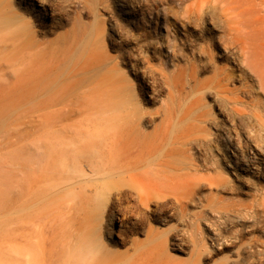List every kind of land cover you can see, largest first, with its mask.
<instances>
[{"label":"rangeland","instance_id":"rangeland-1","mask_svg":"<svg viewBox=\"0 0 264 264\" xmlns=\"http://www.w3.org/2000/svg\"><path fill=\"white\" fill-rule=\"evenodd\" d=\"M43 1L56 11L53 22L40 19L33 7L21 0H0V16H18L27 23L33 41L40 44L41 48L53 51L61 50L64 43L71 45L67 63L61 65L58 71L72 73L73 67L91 54L102 60L97 72L77 75L80 80L78 86L82 88L79 92L84 89V93L77 98L78 106H82L83 111H75L59 124H56V116L51 111H36L38 103L26 100L25 95L40 81H36L39 67L33 60L26 58L22 64L15 65L13 76L0 80V212L8 206L15 211H24L21 201L43 190L42 186L35 185L30 169L27 177L21 171L24 140L28 146H32L36 140L44 141L47 144L45 156L51 159L53 153L48 144L51 133L56 129L87 133L86 142L101 139V135L111 132V117L105 107L116 99L115 93L110 92L114 91L116 83L125 94L137 98L146 117L142 127L144 135L148 140L156 137L161 144L159 153L163 155L158 153L145 161L152 159V162H157L161 156L158 161L166 160L177 169L161 174L140 172L135 176L139 184L154 192L150 204L147 207L140 206L139 211L147 214L146 218L144 216L142 223L137 225L135 233L128 234L124 246L113 247V250L121 253L128 251L131 260L136 257L130 247L131 240L137 243H148L152 239L153 243L166 240V254L180 259L183 264H264V174L253 176L229 167L225 169V161L222 165L214 163L216 158L218 161L221 159L217 148L201 146L198 151L194 148L184 152L187 146L180 148L175 139L193 122V116L203 114L206 119L201 124L203 130L195 132V135L213 138V142L218 139V128H226L231 135L238 137L235 141L240 142L244 153L250 151L252 154L248 155H254L260 167L264 168V144L261 143L264 142V130L259 128L249 111L251 104L258 106L264 119V94L255 88L253 78L240 75L231 59L220 56L219 48L213 50V59L203 69L196 71L197 81L206 85L203 92L198 91L195 82L189 77V51L185 48L183 55L176 57L170 64L165 62V46L159 45L164 29L172 32L177 39L197 38L196 23L203 21L195 18L196 4H203L202 9L207 18L214 16L216 19L222 5L217 0ZM119 3L129 13H124ZM238 9L239 12L244 10V4H239ZM240 18L244 19V14ZM183 20L187 21V26L180 25ZM198 42L196 40L195 44ZM90 47L94 48L93 51L89 50ZM219 69L237 75L236 79L234 77L228 82L218 83ZM163 75L176 87L170 89L165 85ZM145 84L158 89L155 99H148L142 90ZM244 85L250 88L249 94L241 89ZM223 86L227 89L228 98L235 95V90L241 96L244 102L241 115L228 112L225 110L227 106L224 107L220 102ZM88 90L94 92L89 95ZM196 100L198 102L195 103L193 114L187 117L192 113L189 109ZM164 112L170 113L166 120L161 115ZM217 124L221 125L216 127ZM248 131L257 137L262 136L259 145L246 140ZM102 151L106 152V149L102 148ZM189 153L191 158H206V165L199 168V172L179 169ZM104 156L108 157L107 154ZM104 160L96 158L92 162L102 164ZM60 190L61 194L56 200L61 204L66 220L81 213L84 201L80 202L75 196L77 190L70 195L64 192L65 187ZM134 198H129L130 202L135 203ZM86 202L91 207L96 203L92 199ZM148 211L153 212L148 214ZM149 229L151 233L148 236ZM177 237L183 242L182 254L171 248L172 238Z\"/></svg>","mask_w":264,"mask_h":264},{"label":"bare ground","instance_id":"bare-ground-1","mask_svg":"<svg viewBox=\"0 0 264 264\" xmlns=\"http://www.w3.org/2000/svg\"><path fill=\"white\" fill-rule=\"evenodd\" d=\"M21 1H27L29 3L27 5L33 7L40 19L55 20L57 15L55 9L53 6L49 7L43 0ZM32 1L39 4L36 5ZM217 2L222 5L217 19L214 16L206 17V12L202 9L203 4L195 5L196 20L205 23L204 25L196 23L197 38L177 39L172 32L164 29V36L159 45L165 46V62L171 64L176 57L183 55L186 48L190 57H187L189 58L187 61L191 65L189 77L195 82L196 89L203 92L206 85L197 81L196 71L203 69L213 59V50L219 48L220 56L231 59L240 75L244 78L246 76L253 78L255 88L264 94V1L217 0ZM241 3L244 4V10L239 12L238 5ZM118 6L124 11L123 4L119 3ZM124 13L129 12L125 10ZM243 14L244 19H241L240 16ZM246 15L248 17H245ZM180 25L184 27L188 24L183 20ZM196 40L199 41L197 44ZM40 46L33 41L28 24L18 16H0V80L13 76L15 65L22 64L26 58L33 60L39 67L36 81H40L25 95L26 100H35L38 103L36 111H51V114L56 116V124H59L75 111H83L82 106H78L77 98L79 94L84 93V89L79 92L82 88L78 86L80 80L77 75L89 71L97 72L102 58L100 60L91 54L82 63L74 66L72 73L70 71L64 73L58 69L67 63L72 50L71 45L64 43L61 50L53 51ZM92 49L94 48H89L90 51H93ZM219 71L218 83L228 82L237 77L224 69ZM61 74L63 76L59 78ZM163 81L170 89L176 87L171 85L165 75ZM115 86L114 91L110 92L115 93L116 99L105 107V111L111 117V132L101 135V139L86 142L87 133L56 129L51 133L48 144L53 153L51 159L45 156L47 144L44 141L36 140L32 146H28L24 140L21 171L27 177L30 169L34 175L35 185L42 186L43 190L21 201L24 211H21L22 209L15 211L8 206L6 210L0 212V264H183L180 259L171 258L166 254L168 246L166 240L154 243L153 239L148 243L131 240L130 247L134 256L136 255L131 260L127 255L128 251L121 253L113 250V247L124 246L128 234L136 232L137 225L141 224L143 217L147 215L139 211L140 206L147 207L154 192L139 184L135 176L140 172L161 174L177 169L166 160L158 161L160 155H163L160 154L161 144L157 142L156 137L154 140H148L144 135L142 127L146 117L138 105L137 98L132 94H125L116 83ZM241 89L246 94L251 92L247 85ZM142 90L149 100L157 96L158 89L153 85L151 87L145 84ZM93 92L88 90L87 93L91 95ZM234 93L233 97L228 98L227 89L223 86L219 96L222 100L220 102L224 107L227 106L225 110L228 112L233 111L241 115L244 112V102L236 90ZM197 102L198 100L194 101L190 106L189 110L192 113L187 117L193 114ZM251 106L250 113L259 128L264 130V119L259 113L258 106L252 104ZM161 115L166 120L170 113L164 112ZM192 121L175 137L180 148L187 146L184 152H190L194 148L198 151V147L201 146L217 148L221 159L218 161L216 158L215 164L219 162L222 165L225 161V166L223 165L225 169L229 167L253 176L264 174V168L260 167L259 160H255L254 155H248L252 154L250 151L245 154L240 142L235 141L238 137L231 135L228 129L217 124L218 139L212 142L213 138L208 139L207 136L200 137L194 134L203 130L201 124L206 122L204 115L193 116ZM251 133L248 131L245 135L246 140L259 145L262 136L257 137ZM102 148H105L106 152L102 151ZM158 153L160 157L157 162H152V159L145 161ZM104 154L108 157L106 158ZM96 158L105 159V162L95 164L92 160ZM206 162V158L202 156L191 158L189 153L179 169L199 172V168L205 167ZM62 187H65L64 192L68 195L77 190L75 196L80 202L84 201L81 213L67 220L65 213L61 211V204L56 200L61 194ZM133 196L136 199L135 203L129 199ZM90 199L96 201L92 207L86 202ZM152 212L148 211V214ZM150 233L151 229L148 230V236ZM181 244L183 242L178 237L172 238L171 248L174 252L184 253Z\"/></svg>","mask_w":264,"mask_h":264}]
</instances>
